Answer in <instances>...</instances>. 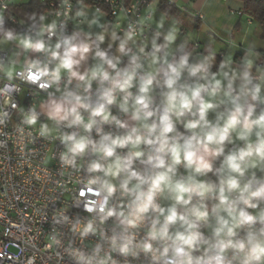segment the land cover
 Here are the masks:
<instances>
[{
  "label": "clouds",
  "instance_id": "1",
  "mask_svg": "<svg viewBox=\"0 0 264 264\" xmlns=\"http://www.w3.org/2000/svg\"><path fill=\"white\" fill-rule=\"evenodd\" d=\"M76 4L74 14L70 0L27 13L18 30L0 0V43L26 54L20 79L46 93L16 133L59 141L60 167L82 185L72 207L87 219L53 217L73 237L64 249L73 264H264L256 43L235 59L211 39L199 50L175 17L100 24L98 11L87 19L85 0ZM75 18L87 30L69 32ZM15 91L0 88V127L17 107ZM90 238V248L76 244Z\"/></svg>",
  "mask_w": 264,
  "mask_h": 264
},
{
  "label": "built area",
  "instance_id": "2",
  "mask_svg": "<svg viewBox=\"0 0 264 264\" xmlns=\"http://www.w3.org/2000/svg\"><path fill=\"white\" fill-rule=\"evenodd\" d=\"M36 1L45 4L47 12L60 5V0ZM152 1L93 0L92 6L104 8L109 19L124 26L129 20L151 18ZM8 2L7 12L13 0ZM70 3L74 14L76 0H70ZM72 20L69 21V32ZM0 62L6 67L7 52L0 50ZM21 68L13 72L11 80L5 71H0V88L10 84L17 89L12 93L17 107L6 109L7 123L0 127V264H28L29 259L33 264H73L64 251L73 237L67 227L54 225L53 217L58 211L67 210L70 217L78 215L87 219L88 214L81 208L72 207L74 196L82 185L75 184L74 178L60 167L59 141L41 138L29 128L26 132L33 131V137L20 141L16 127L23 111L31 106L38 107L41 98L46 97L43 90L20 79ZM35 127H39V122ZM54 235L62 240L60 245L54 242ZM94 243L95 238L83 243L76 241L77 245L86 248Z\"/></svg>",
  "mask_w": 264,
  "mask_h": 264
},
{
  "label": "crops",
  "instance_id": "3",
  "mask_svg": "<svg viewBox=\"0 0 264 264\" xmlns=\"http://www.w3.org/2000/svg\"><path fill=\"white\" fill-rule=\"evenodd\" d=\"M92 1L85 0L88 9L87 19H91L98 11L101 14L98 18L100 24L111 21L115 25V21L107 17L105 9L94 8ZM39 3L36 0H13L8 13L16 22L13 21V25L10 24V26L17 27L19 30L26 19V14L35 11V4L41 6ZM167 4L168 7L164 9L159 6V0H153L150 6L151 19L157 20L165 15L175 17L181 22V37L190 36L194 43H198L199 50H202L204 43H208L211 39L221 52L235 53V59L243 54L249 42H255L262 54L264 24L258 23L243 12L242 0H167ZM78 7L76 4L75 11ZM40 12H47V10L41 9ZM77 26L87 30L82 18L72 20V29ZM93 27L99 30L97 26ZM205 28L206 30H202ZM0 50L8 54L6 74L9 67L13 72L22 67L26 54L22 53L14 43H0ZM45 98H41L40 102Z\"/></svg>",
  "mask_w": 264,
  "mask_h": 264
},
{
  "label": "trees",
  "instance_id": "4",
  "mask_svg": "<svg viewBox=\"0 0 264 264\" xmlns=\"http://www.w3.org/2000/svg\"><path fill=\"white\" fill-rule=\"evenodd\" d=\"M244 3L243 12L249 15L252 19L258 23L264 24V0H242ZM40 4V3H39ZM159 6L166 9L168 7L167 0H159ZM35 11L40 12L41 9L47 10L45 4L41 3V6L35 4Z\"/></svg>",
  "mask_w": 264,
  "mask_h": 264
},
{
  "label": "rangeland",
  "instance_id": "5",
  "mask_svg": "<svg viewBox=\"0 0 264 264\" xmlns=\"http://www.w3.org/2000/svg\"><path fill=\"white\" fill-rule=\"evenodd\" d=\"M41 119H44V117H42ZM45 122H47V121H45ZM48 123H51V122H48Z\"/></svg>",
  "mask_w": 264,
  "mask_h": 264
}]
</instances>
